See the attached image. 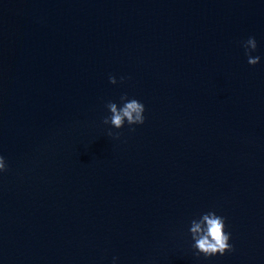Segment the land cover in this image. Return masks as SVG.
Returning a JSON list of instances; mask_svg holds the SVG:
<instances>
[{"label": "water", "instance_id": "1", "mask_svg": "<svg viewBox=\"0 0 264 264\" xmlns=\"http://www.w3.org/2000/svg\"><path fill=\"white\" fill-rule=\"evenodd\" d=\"M0 156V264H264V0H0Z\"/></svg>", "mask_w": 264, "mask_h": 264}, {"label": "clouds", "instance_id": "2", "mask_svg": "<svg viewBox=\"0 0 264 264\" xmlns=\"http://www.w3.org/2000/svg\"><path fill=\"white\" fill-rule=\"evenodd\" d=\"M245 49V55L248 57V64L255 66L260 62L259 56H252L251 53L256 51L257 42L255 37H249L246 41L242 42ZM121 77V83L124 81ZM109 82L116 84L115 76H109ZM121 104L108 101L106 104L110 112L109 116L104 117L103 123L111 125L112 128L121 129L125 123L129 126L143 125L145 123V106L143 103L135 98L129 99L127 95L120 97ZM134 131V129H132ZM113 132L109 130L108 136H113ZM115 138L118 139L119 135L116 134ZM6 163L3 156H0V172L6 171ZM190 234L194 241L192 245L197 250V255L203 254L205 257H212L224 255L226 252L234 251V246L229 243L230 233L225 231V218L217 215L214 211H209L202 214L197 220L193 219L190 224ZM115 260V258H114Z\"/></svg>", "mask_w": 264, "mask_h": 264}]
</instances>
